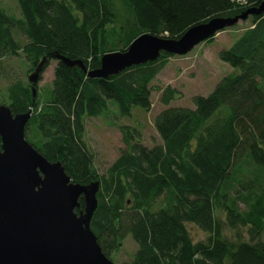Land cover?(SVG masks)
<instances>
[{
	"label": "trees",
	"instance_id": "1",
	"mask_svg": "<svg viewBox=\"0 0 264 264\" xmlns=\"http://www.w3.org/2000/svg\"><path fill=\"white\" fill-rule=\"evenodd\" d=\"M263 1L18 0V19L0 4V76L5 59L21 52L32 70L44 56V69L57 61L44 101L29 83L15 81L7 87L9 107L14 114L31 111L26 138L49 161L61 162L73 182H100L91 227L108 257L130 234L137 245L131 264H264V12L249 15L250 25L218 52L237 72L226 74L209 95L194 96V107L163 109L154 119L159 144L147 147L136 128L121 127L127 148L105 174L94 165L85 119L110 106L119 116L134 107L151 110L152 81L176 55L162 52L107 78L90 77L57 55L95 70L103 54L125 51L142 33L179 38L195 25L239 16ZM180 97L167 86L160 102L169 106ZM79 203L78 212L83 197ZM226 219L231 228L247 227L249 238H228ZM189 222L207 237L195 241Z\"/></svg>",
	"mask_w": 264,
	"mask_h": 264
},
{
	"label": "water",
	"instance_id": "2",
	"mask_svg": "<svg viewBox=\"0 0 264 264\" xmlns=\"http://www.w3.org/2000/svg\"><path fill=\"white\" fill-rule=\"evenodd\" d=\"M264 12V1L233 18L217 17L189 28L181 37L151 33L137 36L125 51L105 53L98 69L62 55L90 77L107 78L156 60L162 52L183 56L196 45L249 15ZM44 56L29 74L33 95L44 69ZM31 111L14 114L0 104V264H114L91 227L100 182L75 183L59 161H49L26 138ZM84 209L79 212V199Z\"/></svg>",
	"mask_w": 264,
	"mask_h": 264
},
{
	"label": "rangeland",
	"instance_id": "3",
	"mask_svg": "<svg viewBox=\"0 0 264 264\" xmlns=\"http://www.w3.org/2000/svg\"><path fill=\"white\" fill-rule=\"evenodd\" d=\"M0 4L11 17L16 19L20 17L18 0H0ZM249 25L248 20L239 21L232 27L218 31L213 35L211 41L205 40L196 45L186 55L170 57L167 65L152 81L151 85L154 91L151 96V110L146 111L141 107H134L131 115L119 116L116 114L115 107L110 106L111 110L106 114L87 117L85 119V137L93 151L94 165L98 172L105 174L123 150L127 148L121 127L136 128L138 131L136 137L147 147L159 144L162 141L155 128L154 119L163 109L171 105L194 107L192 101L194 96L209 95L226 74L237 72L219 59L218 52L230 47L238 35ZM15 35L21 44L26 42V38L19 30H16ZM3 64L4 70L0 76V104L9 105L7 101L8 85L15 81H22L26 84L29 83L31 88L29 74L34 70L31 69L23 52L6 58ZM56 65L57 61L51 60L41 74L36 90L40 93L42 101L46 99V94L52 86ZM167 86L177 89L181 94V97L172 101L169 106L160 102L162 92ZM240 208L243 209L244 206L240 205ZM216 213L222 218H226L223 208H216ZM224 225L225 234L231 240L249 238L247 227L239 225L236 228H231L228 226L227 219L224 221ZM187 227L195 241L207 237V232L197 224L189 222ZM136 249V242L128 234L124 237L120 247L116 251L110 252V259L114 264H131Z\"/></svg>",
	"mask_w": 264,
	"mask_h": 264
}]
</instances>
